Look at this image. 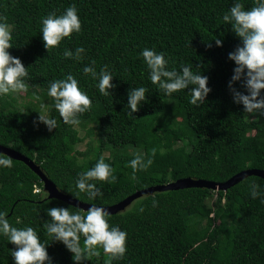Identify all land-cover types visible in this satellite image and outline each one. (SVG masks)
<instances>
[{
  "label": "trees",
  "instance_id": "16d2710c",
  "mask_svg": "<svg viewBox=\"0 0 264 264\" xmlns=\"http://www.w3.org/2000/svg\"><path fill=\"white\" fill-rule=\"evenodd\" d=\"M234 0H0V17L12 32L10 54L28 68L27 91L0 98V145L32 160L64 194L85 204L110 207L138 191L193 179L224 184L246 170L264 171V117L251 119L242 104L234 103L229 81L235 62L228 54L241 45L231 25L223 21ZM245 8L256 0H241ZM75 4L82 24L79 33L65 38L49 52L44 47L41 18L62 14ZM215 38L222 40L217 46ZM84 47L82 60L65 58V49ZM163 51L169 68L191 64L194 72L208 77L211 91L199 107L189 103L188 89L167 97L148 79L139 55L143 48ZM94 62V63H93ZM107 66L114 88L105 96L90 74ZM73 74L93 103L79 116L78 125L65 124L48 96L54 79ZM146 87L147 101L128 115L127 94ZM241 92V81L233 83ZM38 105L20 104L18 97H35ZM264 92V90H262ZM34 95V96H33ZM21 97V96H20ZM41 103L57 120L51 132L39 122ZM90 124L93 127L88 128ZM92 141L84 152L80 130ZM88 128V129H87ZM153 150H155L153 154ZM152 157L144 171L133 170L136 154ZM11 168L0 167V211L11 226H30L46 245L52 264H264V202L250 195L253 182L264 189V179L250 175L226 190L190 187L156 191L135 199L125 210L110 214L108 222L127 233L123 259H111L102 248H84V259L59 241H52L45 224L46 209L69 207L49 198L40 176L25 162L6 154ZM114 169L116 180L99 182L103 196L89 200L75 195L78 174L99 158ZM38 189L39 191H36ZM217 199L210 204L211 197ZM155 200L156 206H153ZM143 206L142 212L138 209ZM214 214V216H212ZM15 245L0 235V264H14L9 249Z\"/></svg>",
  "mask_w": 264,
  "mask_h": 264
},
{
  "label": "clouds",
  "instance_id": "9594fccd",
  "mask_svg": "<svg viewBox=\"0 0 264 264\" xmlns=\"http://www.w3.org/2000/svg\"><path fill=\"white\" fill-rule=\"evenodd\" d=\"M223 21L230 24L234 33L240 38L241 45L228 54V58L235 62V68L229 81V89L233 94V101L242 104L244 112L254 117H264V0H256L255 6L245 8L241 0H234L232 6L223 15ZM41 31L44 47L49 52L57 47L65 38L71 39L73 33H79L82 24L75 4L67 7L65 11L57 15L51 12L41 18ZM12 32L10 26L0 17V98L9 93L27 91L28 85L25 78L28 77V68L21 60L10 54L8 49L11 43ZM217 46L222 45V40L215 38ZM85 53L84 47L75 50L65 49L63 56L74 60H82ZM139 55L148 69V79L157 85L159 91L167 97L174 93L188 89L190 93L189 103L199 107L205 102V98L211 91L208 87V77L200 72H194L191 64L182 65L178 71L169 68V60L163 51L154 48H143ZM94 63V62H93ZM85 74H90L97 81L99 92L105 96L111 94L110 89L115 85L111 82L112 73L104 66L99 72L90 65L83 68ZM241 81L245 92L236 90L233 83ZM146 87H134L128 91L127 104L128 115L141 107L142 102L147 101ZM47 94L52 98V107L59 113L65 124L78 125L79 116L88 112L92 106V99L84 92L78 80L71 73L65 78L54 79L50 82ZM48 105L41 103L38 120L43 122L49 132L57 128V120L50 118L47 113ZM155 150H153L154 154ZM136 172L147 170L153 163L152 157L144 158L143 154H136L129 162ZM0 167L11 168L12 160L0 156ZM112 166L101 157L95 165L78 174L75 181L76 196L84 193L89 200H96L103 196L99 182H111L116 180ZM250 195L253 198L260 197L264 202V189L253 182L249 186ZM153 200V206H156ZM144 210L141 206L138 211ZM50 222L45 224L47 233L52 241L62 242L73 254V260L80 262L84 259V250L81 248L80 239L83 236L84 248L91 253H96L97 248L109 254L111 259H123L127 251V233L118 225L108 222L109 211L94 203L85 211H72L69 207H50L46 209ZM0 235L7 238L16 247L9 249L14 264H52L46 245L40 241L37 231L30 226L17 228L11 226L5 211H0Z\"/></svg>",
  "mask_w": 264,
  "mask_h": 264
},
{
  "label": "water",
  "instance_id": "95a60500",
  "mask_svg": "<svg viewBox=\"0 0 264 264\" xmlns=\"http://www.w3.org/2000/svg\"><path fill=\"white\" fill-rule=\"evenodd\" d=\"M0 153L6 154L17 160H21L25 162L30 168H32L40 176L41 180L44 182V190L47 193H49V198H57V199L63 200L66 203L76 206L85 211L91 206V204H85L77 199L72 198L69 195L62 193L57 188V186L45 176V174L41 171L40 167L37 166L32 160H30L26 156L12 149L3 147L1 145H0ZM250 175H257L264 179V171L256 170V169L243 171L242 173L234 176L233 178H231L228 182L224 184H216L214 182H209V181L207 182L203 180H193L190 178L182 179L176 183H170L168 185L157 186V187L148 188L142 191H138L132 196H130L129 198H127L126 200L122 201L121 203L116 204L114 206H110V207H104V208H106L110 214H116L120 211L125 210L135 199L140 198L145 195H149V194L152 195L156 191H165V190H170V189H184V188H190V187L191 188L192 187H206V188H210L214 190H226Z\"/></svg>",
  "mask_w": 264,
  "mask_h": 264
},
{
  "label": "rangeland",
  "instance_id": "374dc122",
  "mask_svg": "<svg viewBox=\"0 0 264 264\" xmlns=\"http://www.w3.org/2000/svg\"><path fill=\"white\" fill-rule=\"evenodd\" d=\"M35 95V97H26V94L24 93H20L18 97V101L20 104H31V105H38L37 104V97H40L41 94H42V91L40 90H36L35 93H33ZM33 95V96H34ZM21 96V97H20ZM250 118L251 119H256L257 117H254L253 115L249 114ZM90 127H93V124H90L88 126V128ZM87 128V129H88ZM80 130V134H81V137H85L84 141L78 146V150L81 151V152H84L88 149L89 145H90V141H92V138L91 136H86V131L85 130H82L80 128H78ZM212 199H210V204L215 202L216 199H217V195L214 194L212 197Z\"/></svg>",
  "mask_w": 264,
  "mask_h": 264
},
{
  "label": "built area",
  "instance_id": "2783aa9c",
  "mask_svg": "<svg viewBox=\"0 0 264 264\" xmlns=\"http://www.w3.org/2000/svg\"><path fill=\"white\" fill-rule=\"evenodd\" d=\"M36 191H39L38 189H36Z\"/></svg>",
  "mask_w": 264,
  "mask_h": 264
},
{
  "label": "bare ground",
  "instance_id": "6f19581e",
  "mask_svg": "<svg viewBox=\"0 0 264 264\" xmlns=\"http://www.w3.org/2000/svg\"><path fill=\"white\" fill-rule=\"evenodd\" d=\"M212 216H214V214Z\"/></svg>",
  "mask_w": 264,
  "mask_h": 264
}]
</instances>
